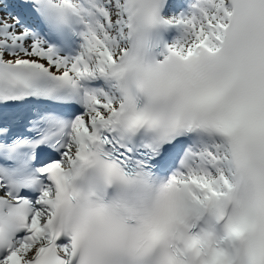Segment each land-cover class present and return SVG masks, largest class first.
<instances>
[{
    "label": "snow or ice",
    "instance_id": "1",
    "mask_svg": "<svg viewBox=\"0 0 264 264\" xmlns=\"http://www.w3.org/2000/svg\"><path fill=\"white\" fill-rule=\"evenodd\" d=\"M0 264H264V0H0Z\"/></svg>",
    "mask_w": 264,
    "mask_h": 264
},
{
    "label": "rangeland",
    "instance_id": "2",
    "mask_svg": "<svg viewBox=\"0 0 264 264\" xmlns=\"http://www.w3.org/2000/svg\"><path fill=\"white\" fill-rule=\"evenodd\" d=\"M0 19H6L8 20L9 23H11L12 21L7 19V13L6 12H2V14H0Z\"/></svg>",
    "mask_w": 264,
    "mask_h": 264
}]
</instances>
